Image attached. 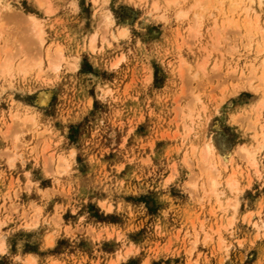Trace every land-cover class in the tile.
<instances>
[{"label":"rangeland","instance_id":"obj_1","mask_svg":"<svg viewBox=\"0 0 264 264\" xmlns=\"http://www.w3.org/2000/svg\"><path fill=\"white\" fill-rule=\"evenodd\" d=\"M7 1L43 22L46 41L39 48L29 21L2 14L0 43L9 51L0 45V61L11 58L15 69L0 73V240L6 243L0 264H26L19 256L28 253L36 264H264V227L252 224L264 219V175L240 167L238 188L222 196V208L227 197L238 208L216 209L217 202L200 199L187 183L199 169L185 153L209 135L225 153L255 142L247 114L259 115L264 133V92L249 87L260 69L256 44L244 48L233 27L225 29L229 36L216 33L224 18L214 8L196 36L192 14L178 18L180 6L152 11L154 0ZM105 12L114 16L109 29ZM117 26L129 27L128 34L112 37ZM216 40L223 53L213 49ZM46 44L54 56L62 45L58 71ZM41 59L40 73L38 66L18 68ZM195 92L203 103L195 102ZM26 104L36 120H23ZM186 124L194 130L188 137ZM259 159L264 173V150ZM66 162L62 171L58 164ZM249 211L252 220L245 218ZM233 213L234 224L221 226L220 246L212 228ZM206 231L212 238L205 239Z\"/></svg>","mask_w":264,"mask_h":264},{"label":"bare ground","instance_id":"obj_2","mask_svg":"<svg viewBox=\"0 0 264 264\" xmlns=\"http://www.w3.org/2000/svg\"><path fill=\"white\" fill-rule=\"evenodd\" d=\"M188 1L190 2V0H154L152 3V11H158L159 9H161L162 7L165 6V8L167 7H173V6H180L177 10H176V16L178 18H188L191 14L193 15V20L196 21L195 25L193 26V24L189 25V27L191 26L192 30L194 31V35H198L200 34L201 32L199 31V29H201V22L202 19L204 20V18H210V17H207L206 15V12L209 11V10H212L210 11V13L208 14V16L210 15H215L214 13V9H217L218 12H219V16L220 14H222L221 16L224 18L216 23H218L219 25V22L221 23V28H220V25H219V28L217 29L218 31H216V33L220 32L219 29H221V31H227L225 30L227 27H233L235 30L237 29L239 32H236L235 30L233 31V28H231L230 32H234V33H239V34H234L235 37L237 38V36L239 37H243L246 42L243 43V45L245 46L244 48H246L248 45H250V47H247L249 49V51H251V47L252 45L256 44L255 46H253V52H254V57H257L259 58L260 57V62L258 63V67H260L259 69V73L256 75L255 73L256 68H253V74H255L254 76L255 77H251L249 79V87L252 88V90H254L256 92L257 91H261V92H264V20H263V14H262V10H261V7L264 6V0H193L191 3H188ZM181 5H184V7H182ZM169 7V8H170ZM11 6L9 5L8 1L7 0H0V38L2 37V33L5 31L4 30V25L2 24V21H1V18L4 20L6 18H4L2 15L3 13L6 14L7 18H10V17H13V19L15 18H21L19 21H21L22 19L26 20V23H28V21L30 22V29L33 30V32L31 31V35L33 33V35L35 36L34 38H36L37 42L40 44L38 47L41 48V46L45 47V30L43 28V22H41V20L34 14H31V13H28V14H23V12H20L18 9L17 10H11ZM164 8V9H165ZM175 8V7H174ZM214 8V9H213ZM3 9H6V12H4ZM15 9V8H14ZM108 11V10H106ZM150 13L152 12L151 9L149 10ZM167 11V10H166ZM165 12V11H163ZM162 12V13H163ZM216 12V11H215ZM217 12V13H218ZM149 13V15H150ZM104 28L105 29H109L110 27H112L114 25V16L111 12H105L104 13ZM148 14V13H147ZM15 17V18H14ZM160 17L162 18H167L165 16V14H161ZM214 18L217 16H213ZM221 17V18H222ZM219 18V17H218ZM12 19V18H11ZM184 19V20H185ZM187 20V19H186ZM191 22H193L192 20H189ZM215 21V20H213ZM217 21V20H216ZM6 24V23H5ZM205 24V22H204ZM28 25V24H27ZM217 25V24H216ZM217 25V27H218ZM216 27V26H215ZM214 27V29H216ZM129 27L127 26H117L116 28H111V30H109L111 32V35L112 37L114 38H117L119 36H124V35H127L128 32H129ZM4 30V31H3ZM211 31H212V27H211ZM200 32V33H199ZM224 35L225 36H229L227 35L228 31L225 33ZM5 33V32H4ZM223 33L221 32L220 34H218L219 36H223ZM213 34V33H212ZM4 35V34H3ZM233 35V36H234ZM237 35V36H236ZM214 37H216L214 35ZM5 38V35L3 37V39ZM8 38V37H6ZM5 38V39H6ZM97 38V33H95L92 38L90 39V45L91 47L93 48L92 50L94 51V49L96 48V45H94V41L96 40ZM3 39H1L3 41ZM225 39V38H224ZM234 39V37H233ZM236 40V39H234ZM8 42V40L6 39L5 42ZM217 43V40L215 41ZM214 42V43H215ZM212 43V42H211ZM213 47V49H216V46L219 45V41L218 43ZM3 45L4 42L0 43V45ZM55 43H53L54 45ZM221 45H224L223 43H220ZM7 47H6V46ZM9 44L5 43L3 46H5V48L7 49L9 46ZM217 46V49L218 50L220 47L222 46ZM237 45V44H236ZM48 45L46 44V47ZM51 46V45H49ZM48 46V48L46 49L45 48V53H46V56L49 58V56L51 57L50 59L52 60V56L55 58L53 59L52 61H50L49 59H47V61H50V67L55 70V71H58L60 69V63H61V60L60 58H62L63 56V48L60 46V44L56 46V49H53V51L55 52V56L52 54V50L50 49V47ZM241 46V45H240ZM2 46H0L1 48ZM219 47V48H218ZM231 47V46H230ZM235 47V46H234ZM4 48V47H2ZM54 48V47H53ZM212 48V47H211ZM233 48V47H231ZM230 48V49H231ZM229 49V50H230ZM1 50V49H0ZM212 50V49H211ZM233 49H231L232 51ZM9 51L8 49L6 50V52ZM42 51V50H41ZM213 51V50H212ZM215 51V50H214ZM218 51H221V53H223L224 51L219 49ZM223 51V52H222ZM237 51V50H235ZM248 51V50H247ZM246 51V53H247ZM252 52V53H253ZM4 53V52H3ZM51 53V54H50ZM242 54V52L240 53ZM248 54L250 53H247L246 55L248 56ZM49 55V56H48ZM244 58L245 55H243ZM250 56V55H249ZM64 57V56H63ZM251 57V56H250ZM7 58V57H6ZM3 59V62L0 61V73L1 75L3 73H10L11 70L13 69L12 66L14 67L15 65H13V63L11 64V58L10 59ZM41 58V56H40ZM45 58V57H44ZM216 58V57H215ZM38 60V59H37ZM36 60V61H37ZM47 63V62H46ZM42 64H43V60L41 59L40 61H37V62H31L30 64H24V62H19L18 63V68H20L22 71H29V69L27 68L29 65L30 67H34V66H38L40 69H39V73H40V70L42 69ZM207 64V63H206ZM206 64H201L200 68L202 69H205V65ZM217 64V63H216ZM189 65V64H188ZM218 66H220V64H217ZM117 66V65H116ZM182 67V65H180ZM217 66V67H218ZM45 67V66H44ZM17 68V67H16ZM17 68V69H18ZM15 69V68H14ZM13 69V70H14ZM32 69V68H30ZM44 69V68H43ZM42 69V70H43ZM256 69V70H255ZM21 71V72H22ZM180 71V70H179ZM13 72V71H12ZM18 72H19V69H18ZM20 72V74H21ZM31 72V71H30ZM42 72V71H41ZM183 72V71H182ZM182 72H180L182 74ZM15 73V72H14ZM17 73V72H16ZM24 73V72H23ZM28 73V72H26ZM25 73V74H26ZM198 73V72H197ZM196 73V75H197ZM206 73V72H205ZM13 74V73H12ZM195 74V72L193 73V75ZM18 75V73H17ZM37 75V74H36ZM39 75V74H38ZM195 75V76H196ZM9 76V75H8ZM16 76V75H15ZM191 76V75H190ZM205 77V75H202V77ZM24 77V76H23ZM202 77H200V79L202 80ZM208 77V76H207ZM255 79H259L258 82L254 83V80ZM205 80V79H204ZM203 80V81H204ZM256 81V80H255ZM206 82V81H205ZM248 82V81H247ZM195 95L193 96V98H195V102L198 101V102H201L202 101V97H201V94L199 92H195L194 93ZM263 94V93H262ZM104 97V96H103ZM264 99V98H263ZM261 100L260 101V105L259 106H264V100ZM193 100V101H194ZM197 103V102H196ZM203 103V101L201 102ZM19 104V103H18ZM199 104V103H198ZM205 104V103H204ZM200 105V104H199ZM203 105V104H202ZM207 105V104H205ZM26 108H23V110L25 111L24 112V116L22 117L23 120H24V117L25 119L27 120H36L35 119V116L37 114V112H34L33 111V108L32 106L26 104L25 105ZM204 106V105H203ZM258 106V105H257ZM256 106L255 109H258V107ZM253 108V107H252ZM193 109V108H192ZM198 109V108H197ZM22 110V109H21ZM22 110V112H23ZM195 110V108H194ZM201 110V109H200ZM204 110V109H203ZM36 111V110H35ZM246 111V110H245ZM15 112V111H14ZM27 112H30L31 114L27 113ZM195 113V111H193ZM254 112V111H253ZM16 113V112H15ZM189 113V112H188ZM249 113V112H247ZM252 113V112H251ZM257 113V112H256ZM239 114V113H238ZM242 113L240 112V115ZM261 114V113H259ZM17 115H19L17 113ZM199 115V113L197 114ZM256 115V114H255ZM185 116V115H184ZM194 116V115H193ZM247 116V117H246ZM245 116L244 119L247 118L248 121L251 120V123H247L248 127L246 128V130L249 131H252V130H255L254 133H253V137L255 138V142H243L241 143L239 146H238V150L236 153L239 154V159L236 160L237 156H236V153H232V152H229V153H225L224 151L222 152V148L221 146L218 144V142L211 136L209 135L206 136L208 137V139H204L206 140L204 142V145L202 147H200L198 144H193L190 146L189 149H187L188 151H186L185 153L190 156H195L196 158V165L198 166V169H199V172L197 175H194V177H196L195 179L191 178L187 181V183L196 188V190L198 189L199 190V193L201 191V194H200V199H205L207 198L208 202H211L212 200H214V202H217V207L216 209H220L222 207H224L223 203H224V200L222 199V196L226 193V191L228 189H230L229 191L231 192L232 190H235L238 188V185H239V180L237 178L238 176V172L240 170V174H242L241 171H243L241 168H244L243 165L247 168V169H254L255 173L257 174H262V176L264 175V173L261 172V169H260V159H259V154L264 150V133L263 131H259L257 129V125L258 123H260V117L259 115L257 114L256 117H251V114H247ZM19 117V116H18ZM191 118L190 120L192 121L193 117H192V112L190 110V113L189 115H187V118ZM196 118L198 116H195ZM194 117V118H195ZM21 119V118H20ZM25 120V122H26ZM188 120V119H187ZM247 121V122H248ZM30 122V121H29ZM194 122V121H193ZM193 122H192V125H193ZM36 123V121H35ZM187 123V122H185ZM189 123V122H188ZM187 123V124H188ZM199 123V122H198ZM238 123V122H237ZM187 126L186 128V132L184 133V135H186V137H188L189 133H192L191 131L193 130V126L190 127V126ZM190 125V124H189ZM200 126V124H198ZM203 126V125H202ZM259 126H262L264 127V124L262 125H259ZM204 127V126H203ZM261 127V128H262ZM198 128V127H196ZM202 129V127H201ZM194 131V130H193ZM207 133V132H206ZM200 134V133H199ZM198 134V135H199ZM201 135L202 132H201ZM252 136V135H251ZM199 137V136H198ZM183 138V136H182ZM200 138V137H199ZM186 139V138H185ZM193 139V138H192ZM202 139V136L200 138V140ZM194 140V139H193ZM203 140V141H204ZM202 141V142H203ZM186 141L184 140L183 144L185 143ZM194 142V141H193ZM201 142V143H202ZM191 144V143H189ZM203 144V143H202ZM186 148V147H185ZM63 156V155H62ZM60 157V160H64V161H68V160H65L66 158L64 157ZM191 158V157H190ZM188 160V159H187ZM186 160V161H187ZM192 160V159H190ZM195 161V160H194ZM70 162V161H69ZM61 163V162H60ZM189 163V162H188ZM67 165H62V164H58V166H61V170H65L66 167L69 165V163H65ZM227 171V172H226ZM249 172V171H247ZM249 174V173H247ZM246 174V175H247ZM248 176V175H247ZM250 176V174H249ZM193 189V188H192ZM197 190V191H198ZM229 197L226 198L225 200V203L227 202V204L231 205L232 203L229 202L230 199H228ZM237 198V197H236ZM232 200V199H231ZM230 200V201H231ZM236 201V199H235ZM204 203V202H203ZM235 203V202H234ZM227 204L225 205L226 206V209H227ZM228 205V207H230ZM234 205V204H232ZM235 209L238 208V202L235 203L234 207ZM224 209V208H222ZM224 209V211L226 210ZM213 210V209H212ZM211 210V211H212ZM227 211V210H226ZM259 211V210H258ZM214 212V211H213ZM250 212V213H249ZM247 212L245 215V218H250V220H252V217L253 215H255V213L253 214V212L249 211ZM263 212V211H262ZM199 214V213H198ZM211 214V213H210ZM221 214V213H220ZM257 214H259L257 212ZM205 215V214H204ZM234 213L232 215H229L227 216V221L223 224H220L219 226H217L216 228H212L213 230L215 229L214 233L217 232V236L219 237L218 239V245L220 244H225V239L223 236H221V226L225 225L226 227H228L229 225L231 226L233 223V221L235 220V216H233ZM260 215V214H259ZM37 217V216H36ZM237 218V217H236ZM259 220H261L259 218ZM216 221V220H215ZM248 222H250L248 220ZM33 223L35 225V223H37V220H33ZM255 224V226H257V228L261 229L262 227H264V219L262 220V223H257V221L255 222H252V224ZM253 224V225H254ZM30 225V224H29ZM196 225V224H195ZM252 225V226H253ZM222 226V227H223ZM210 227V226H208ZM212 227V226H211ZM225 227V228H226ZM204 229V220L202 222V227L200 226V229ZM224 228V229H225ZM208 229V228H207ZM196 230V229H195ZM206 230V229H205ZM232 230V229H231ZM221 233V234H220ZM199 234V233H198ZM219 234V235H218ZM213 235V234H211ZM210 233L208 231H206L205 233V239L211 237ZM204 235H202V238H203ZM263 237V236H262ZM212 238V237H211ZM204 239V238H203ZM202 241H205V239ZM207 241V240H206ZM195 244L198 243V239L195 240L194 242ZM230 243V242H229ZM204 244V243H203ZM230 244H228L229 246ZM214 246V245H213ZM226 246V245H225ZM189 247V246H188ZM227 248V246H226ZM6 249V243H5V240L1 237V240H0V251H5ZM223 249V248H222ZM120 257V256H119ZM20 259H22L26 264H36V256L32 253H28L27 255H24V256H19ZM52 264H56L55 262H53Z\"/></svg>","mask_w":264,"mask_h":264}]
</instances>
